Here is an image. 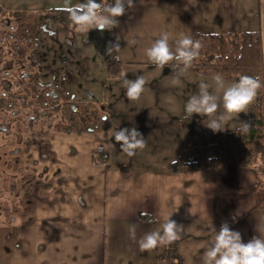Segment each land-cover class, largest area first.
<instances>
[{
  "label": "crops",
  "instance_id": "0c3cea01",
  "mask_svg": "<svg viewBox=\"0 0 264 264\" xmlns=\"http://www.w3.org/2000/svg\"><path fill=\"white\" fill-rule=\"evenodd\" d=\"M85 2L0 0V6L9 12L36 11ZM116 19L112 28L119 44L121 75L108 78L104 65H98L99 99L92 93L85 98L72 85L63 84L76 101L93 102L95 107L105 94L110 127L97 131L59 128L36 140L34 150L26 147L15 155L21 157L24 173L19 184L21 209L9 226L0 227V264H171L162 257L164 243L146 250L139 246L147 233L162 231L169 218L178 225L176 240L184 264H202L204 250L225 221L245 242L254 236L264 239V204L258 206L260 190L253 166L239 167L230 161L221 171L192 172L170 166L178 156H191L194 145L242 138L257 141L262 134L261 117L246 110L223 122L220 132L203 125L206 117L185 118V102L200 82L209 84L217 97H222L223 90H216L214 76L174 68L171 63L157 69L144 54L164 31L191 37L194 32L258 31L264 71V0H132L124 16ZM42 67L50 68V64ZM137 75H144L147 83L140 99L130 102L122 82ZM173 75L178 79L174 81ZM218 103L217 116L223 112L222 100ZM241 121L250 124L243 134ZM132 127L143 134L146 146L129 156L113 134ZM92 149H106V162H93ZM19 187L11 179V189L19 193Z\"/></svg>",
  "mask_w": 264,
  "mask_h": 264
},
{
  "label": "trees",
  "instance_id": "16d2710c",
  "mask_svg": "<svg viewBox=\"0 0 264 264\" xmlns=\"http://www.w3.org/2000/svg\"><path fill=\"white\" fill-rule=\"evenodd\" d=\"M100 4L108 6L111 4V0H100ZM80 6L10 12L13 17L12 21L18 27L15 36L23 37V39L29 36L36 41L42 30L51 32L58 26L75 25L77 23H74L70 17L80 11ZM0 10L5 13L9 12L1 6ZM99 32L101 57L106 76L108 78L119 77L121 64L117 58L116 49L114 48L111 54L107 53L109 44H116L113 28L104 31L99 30ZM192 38L201 44L199 56L190 67L192 71L211 76L220 74L222 78L231 82L237 81L241 75L253 76L260 80L262 87L258 91L255 101L247 110L251 116L261 117L262 134L257 141L242 138L236 141H214L194 145L191 156H178L170 162V166L179 172H192L197 169L221 171L226 168L230 161L235 162L239 167H251L260 162V171L258 176L256 173L255 186L264 195V71L260 33L258 31L194 32ZM38 80L36 79L37 83L44 85ZM29 84V82L22 80L18 83V89H25ZM45 87H49L46 93L49 98L55 100L54 106L61 109L62 114L67 118V121L57 125V128L63 131H97L110 127L109 115L105 109V94L102 101L95 107L89 103L76 101L72 92L64 85L49 84ZM17 90H13L10 86L8 90L0 93V111L6 110L16 114L21 110V106L16 105V103L19 104L26 100L25 91L23 94H18ZM107 158L108 151L106 149L91 150L93 162L103 164ZM260 174L263 178H260ZM227 222L228 224L231 223L230 221ZM161 253L163 259L171 264H184L183 257L178 251L177 240L164 243Z\"/></svg>",
  "mask_w": 264,
  "mask_h": 264
},
{
  "label": "rangeland",
  "instance_id": "374dc122",
  "mask_svg": "<svg viewBox=\"0 0 264 264\" xmlns=\"http://www.w3.org/2000/svg\"><path fill=\"white\" fill-rule=\"evenodd\" d=\"M12 20L10 12L5 13L0 10V38L3 39L0 40V57H2L0 59L9 57L11 62L17 65V53L13 56L3 53V50L11 47L7 44H13L12 32L7 34V27L13 23ZM19 48L24 50L22 53L27 54L29 48L34 50L37 62L34 66L30 64L26 70L29 75L37 77L22 79L30 83L25 89H18L16 84L12 87L13 90H20H17L18 94H23L25 91L26 100L16 103L21 106L19 112L13 114L6 110L0 111V227L9 226L11 217L19 216L18 210L21 209L18 204L21 198L19 194L22 193L19 184L24 173L20 170L21 157L17 160L13 150L21 152L26 147L34 150L36 140L46 134L60 131L57 125L66 122L61 109L54 106L55 100L49 98L46 93L49 87L45 86L72 85L74 91L83 93L85 98H89V93H92L96 99H99L102 83L98 82V65L104 68L101 61L100 32L92 25L81 23L68 27L58 26L51 32L42 30L36 41L30 39L28 45L21 42ZM47 63L50 64V68L42 67ZM59 67H64L66 71L61 72ZM16 73H21L20 68ZM17 79L18 83L22 81L21 78ZM36 79L44 85L37 83ZM91 104L94 105L93 102ZM58 145L63 146V140H59ZM51 162H56V158L51 159ZM253 168L258 176L260 162L255 163ZM260 178H263L261 174ZM11 179L18 183L19 193L11 189ZM258 194V206L261 207L264 204V195L262 191Z\"/></svg>",
  "mask_w": 264,
  "mask_h": 264
},
{
  "label": "clouds",
  "instance_id": "9594fccd",
  "mask_svg": "<svg viewBox=\"0 0 264 264\" xmlns=\"http://www.w3.org/2000/svg\"><path fill=\"white\" fill-rule=\"evenodd\" d=\"M132 6V0H114L108 6H102L97 0H86L80 6V11L70 18L74 23L92 25L97 30H110L118 21L117 17L125 14L126 7ZM119 49V44H109L107 53ZM201 44L189 34L181 32L173 36L170 32H161L150 46L145 48L144 54L148 62L157 69H162L170 63L174 68L189 69L199 56ZM178 75H173L177 80ZM216 90H223L222 97H217L209 90V84L200 82L197 90L190 94L184 105L185 118H192L194 114L206 117L203 125L213 132H220L222 123L245 113L255 101L258 91L262 87L258 78L241 75L237 81L226 84L220 74L213 77ZM147 81L144 75H137L135 79H124L122 87L128 101H137L145 90ZM218 100H222L223 112L216 115L221 107ZM250 124L241 121L239 131H248ZM121 151L129 156L136 150L146 146V140L135 127L119 128L113 134ZM191 212V209L189 210ZM162 231L147 233L140 241L141 250L154 248L158 244L171 243L178 239V225L171 218L162 224ZM133 235L135 229H132ZM202 264H264V239L252 237L244 241L239 231L233 230L227 221L223 222L212 237L209 246L202 255Z\"/></svg>",
  "mask_w": 264,
  "mask_h": 264
},
{
  "label": "flooded vegetation",
  "instance_id": "af4514ba",
  "mask_svg": "<svg viewBox=\"0 0 264 264\" xmlns=\"http://www.w3.org/2000/svg\"><path fill=\"white\" fill-rule=\"evenodd\" d=\"M7 29H8L7 34L11 32L13 34L11 36L13 44H10V43L7 44L5 42L4 43L5 45L7 44V45H10L11 47H8L6 50H3V53L5 52V54H10L9 56H13L15 53H17L18 57H16V62H17L18 67L16 64L14 65V63L11 62L9 57L3 60L0 59V73H2L0 75V93L8 90V87L10 86L13 87L15 84L18 86L17 78L34 77V75L33 76L29 75V72L26 70V68L29 67L30 64H32L31 66H34V64L37 62V56L35 55V52L33 49L29 48V51L27 50L28 54L24 52L25 53L24 55V53H22L24 50L19 48V45L21 44V42L28 45V43H30L31 38H29V36L25 39H23V37L22 38L16 37L15 35L18 32V27L14 22L10 23ZM0 40H3V39L0 38ZM18 68H20V71H21L20 74L16 73ZM39 68H41V66H39ZM13 152H14V155H16L17 153L18 154L20 153L16 149L13 150Z\"/></svg>",
  "mask_w": 264,
  "mask_h": 264
}]
</instances>
